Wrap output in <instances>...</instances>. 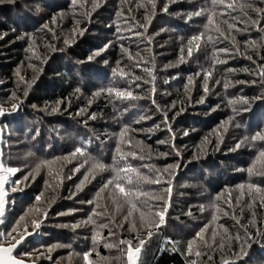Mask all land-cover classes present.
Segmentation results:
<instances>
[{
  "label": "trees",
  "instance_id": "obj_1",
  "mask_svg": "<svg viewBox=\"0 0 264 264\" xmlns=\"http://www.w3.org/2000/svg\"><path fill=\"white\" fill-rule=\"evenodd\" d=\"M119 60L123 70L114 66ZM262 73L264 0H3L0 108L18 107L2 122L3 164L40 171L12 177L0 243L34 230L39 219L16 256L37 264H126L127 245H107L123 239L136 247L147 226L136 234L138 220L117 224L112 204L94 218L103 206L88 202L108 181L130 187L117 170L131 164L160 179L139 183L144 194L127 198L135 210L113 191L131 218L145 204L152 212L166 208L139 264H264V140L251 139L264 135ZM94 165H102L98 175L81 189ZM207 222L215 237L202 241L197 234ZM189 242L204 243L201 255L189 254Z\"/></svg>",
  "mask_w": 264,
  "mask_h": 264
},
{
  "label": "snow or ice",
  "instance_id": "obj_2",
  "mask_svg": "<svg viewBox=\"0 0 264 264\" xmlns=\"http://www.w3.org/2000/svg\"><path fill=\"white\" fill-rule=\"evenodd\" d=\"M3 0H0V3H2ZM10 3L15 2V0H9ZM213 4L216 3V0H212ZM229 7H231V5H229ZM203 11V10H201ZM196 15H200L201 12L198 11L195 13ZM223 15V13H222ZM212 21L209 20V24H211ZM229 28H232V24L229 23L228 24ZM217 31H219V29H217ZM205 39L204 35L201 34L199 36L196 37H192V40H203ZM207 40H211L212 37L208 36L206 38ZM191 43V41H190ZM188 54L191 55V48H189L188 50ZM249 59H251V57H249ZM221 63H223L224 61H220ZM115 71V70H114ZM264 74V73H262ZM121 75H123V73H121ZM206 75H210V73L206 74ZM225 87H227V85H225ZM109 94H111L112 90L109 89ZM116 95L119 97H128V98H133L132 94L130 92H120L117 91ZM13 109H15L16 105H12ZM6 113V110L3 108H0V116H3ZM126 130V129H125ZM123 134V133H122ZM252 141H256V140H264V135L261 134H256L254 135L252 138ZM239 147V145H237ZM76 153L83 155L84 154V149L83 148H77L76 149ZM131 155L135 158L137 157L139 154L137 152H132ZM141 159H143V157H140ZM258 159L260 160H264V150L260 151ZM94 167H102V165H94ZM146 167V166H145ZM172 167V166H169ZM17 171L16 168H12V167H5L4 164L2 162H0V216H3L4 214V202H3V185L6 183L5 181V175L8 174H14ZM251 171V170H250ZM120 172H124L125 173V179H126V183L127 185H129L130 187L126 188L125 186H123L122 182H115L114 187L116 190H118V192L120 194H122L126 200L125 202L127 204L131 205V209L135 210L138 209V204L137 203H133L131 199H127L129 197H135L136 200H139L140 195H143V191L142 189L138 186L140 182H155V183H159L160 179L157 178L155 180H152L150 177L146 176V175H142L137 169H135L131 164L126 165L124 168L118 169L117 170V175L119 176ZM129 172H133L135 173V182H134V178L131 175H128ZM110 184H113V181H108V183H106L103 188L101 189V191H103L105 188H108ZM251 187V186H250ZM170 188L168 189V192L170 194ZM156 199H163L162 196H157L155 197ZM37 201H39L41 199L40 196L36 197ZM112 199L113 202H115V194H112ZM97 207H99V205H97ZM145 210L148 211V216L145 215ZM108 209L105 207V209L101 212H95L94 211V215H100V216H104L107 213ZM165 212H166V208L161 209L160 211H156V212H152L151 208L148 205H144V210H140V214H139V221H140V227L142 229H144L146 226V237L145 238H137V243L138 246H136L135 248H133V242L131 240H119L118 243L116 245H112L109 244L107 245L108 247H119V245H127V250H126V255L128 258V264H136V260L135 258H138V254L141 251L142 246L145 244L147 239H151V237L155 234L152 229H159L164 223H165ZM46 215V214H45ZM132 215L131 211H128V213L123 217L125 222H128V217ZM149 216L151 217V219H149ZM158 218V219H157ZM23 219V218H21ZM89 221L94 222L92 217H89ZM3 221L0 220V223H2ZM114 221L109 220V223H113ZM32 227L34 229L39 228L40 227V223L41 221L39 219H34L32 220ZM101 227H107V225H101ZM122 227V225H121ZM136 228V225L133 224V229ZM13 231H15V229H13ZM25 232L27 231V229L25 228L24 230ZM225 231H227L225 229ZM0 235H3V233H0ZM110 235H115V233H110ZM215 237V233H213V238ZM197 238L203 240V237L201 236L200 233L197 234ZM239 237H237L238 239ZM24 239V233H17V235L15 237H13L12 239V247L10 248H4L3 246H0V252H11L12 248H14L17 244L21 243ZM168 243H174L172 241H168ZM207 242H205L206 244ZM193 247V243L189 242L188 244V250H189V254H191V250ZM24 255H27V253H25ZM88 253L84 254V258L85 260H87L88 257ZM195 255L199 256L201 255V253L199 251H197L195 253ZM209 259H211V257H209ZM2 264H23V261L18 260V259H5L2 261ZM191 264H196V262L193 260L191 261ZM224 264H230L229 261H224Z\"/></svg>",
  "mask_w": 264,
  "mask_h": 264
},
{
  "label": "rangeland",
  "instance_id": "obj_3",
  "mask_svg": "<svg viewBox=\"0 0 264 264\" xmlns=\"http://www.w3.org/2000/svg\"><path fill=\"white\" fill-rule=\"evenodd\" d=\"M90 3H91V5H95L96 3H97V0H88ZM167 1V0H166ZM114 66L118 69V70H123L124 68H125V65H122V62L119 60V61H116L115 63H114ZM106 79H110V77H107ZM127 142H129V143H131V144H133V145H135V146H137L138 148L139 147H141L142 149H144L145 151H148V152H151V150H149V148H147L146 146H144L143 144H141L139 141H137V140H134L133 138H129V140H127ZM242 146V145H241ZM12 168H16L17 169V171L14 173V174H10V176H11V179H12V177L16 174V173H19V176H20V178L22 179V180H26V175L27 174H29V173H31V174H38V172L40 171V167L39 166H34V165H32V167L31 168H25V169H23L22 170V168L21 167H17V166H13ZM251 170V169H250ZM256 171H262V170H260V169H255ZM97 171H100V169L99 168H97V167H92L91 169H88V173H86L85 175H84V177H82V179H81V184H80V187H81V189L86 185V184H88L90 181H92L93 179H95L94 177L95 176H97L98 175V172ZM172 181H173V179H172ZM176 181V179L173 181V182H175ZM11 182H12V180H11ZM177 182V181H176ZM106 183H108V182H106ZM17 185L18 184H16V187H17ZM103 188V186L99 189V191L96 193V194H94L93 196V200L91 201V202H88V205H90V204H92V207H94V204H101L102 206H103V209H105V207L104 206H106V208L107 209H110V204H112V206L114 207L113 209H116L115 211V214H114V212H112L111 214H109V215H111L112 216V218H113V220L117 223V224H120V222H123V217L128 213V211H130V208L129 207H127L126 205H125V203L122 201V199H120V197H119V195H116V199H115V202H113V199H112V194H113V191H116V189H115V187H114V185L113 184H110L109 185V187L108 188H105L103 191H101V189ZM117 194V193H116ZM246 195H247V193H246V191H244L243 192V197L245 198L246 197ZM258 200L259 201H261L262 200V196L261 195H259L258 196ZM147 205V204H146ZM242 205H244V203L242 204ZM149 206V205H148ZM147 211V210H146ZM116 215H120V217H115ZM132 215H134V213H132ZM132 215L131 216H129L128 217V220L129 221H131V222H134V223H137V222H139L138 223V225H137V229L135 230L136 231V234L137 233H139L141 230H143L141 227H140V221H139V219H138V217L137 216H135V218L136 219H132L131 217H132ZM92 216L95 218V215H94V212H93V214H92ZM108 220H109V218H107ZM131 219V220H130ZM138 220V221H137ZM137 221V222H136ZM211 222V221H210ZM210 222H207V224L205 223V227H204V229L201 231V235H202V237H203V240L202 241H208V240H213V233H215L214 231H213V225L210 223ZM84 221L82 220L81 221V226L82 227H85V225H84ZM76 226H78V227H80L79 226V224L78 223H76L75 224ZM210 225V226H209ZM81 228V227H80ZM225 229L226 228H222V227H218V229H217V231H218V233L219 234H227L229 231L227 230V231H225ZM144 231V230H143ZM29 232V231H28ZM26 233V232H25ZM206 233H209L208 234V238H206L204 235L206 234ZM139 236H144L143 238H145L146 237V232L144 231V232H142L141 231V233L139 234ZM194 242V241H193ZM192 242V243H193ZM193 245H195V251L197 252V249L199 248V246L201 245V246H204V243L202 244V243H193ZM126 250H127V248H125V253H126ZM42 252H44L43 250H41V249H39L38 251H36V253L38 254V255H41V254H43ZM196 252H194L193 250H191V254L192 255H195V253ZM124 253V254H125ZM126 255V254H125ZM43 256H45V254H43ZM75 257H70V262L74 259ZM26 260V259H25ZM196 261V260H195ZM198 262V261H197ZM57 264L58 263H60V262H56ZM144 264H145V262H144ZM221 264H224V262H222Z\"/></svg>",
  "mask_w": 264,
  "mask_h": 264
},
{
  "label": "water",
  "instance_id": "obj_4",
  "mask_svg": "<svg viewBox=\"0 0 264 264\" xmlns=\"http://www.w3.org/2000/svg\"><path fill=\"white\" fill-rule=\"evenodd\" d=\"M18 111V107H15V109L13 110H6V113L3 116H0V162L3 163V142H4V132H3V128H2V122L7 118H11L13 117ZM5 181L6 183L3 185V202H4V214L3 216H0V220H3L6 216V212H7V208H8V199L11 195L10 191H9V187L11 185V176L10 174L5 175ZM1 225L2 223H0V229H1ZM36 233V229L26 232L24 233V239L21 243L17 244L14 248H12L11 252H0V264H2V261L5 259H18L23 261V264H37V262L35 261H28L25 260L23 258H20L18 256H16V254L18 253V251L27 243V241L32 238ZM0 246H3L4 248H10L12 247V243L9 244H1ZM135 248V247H133ZM141 253V251H140ZM140 253L138 254V258H135L136 260V264H139V260H140ZM126 258V264H128V258L127 255H125Z\"/></svg>",
  "mask_w": 264,
  "mask_h": 264
}]
</instances>
